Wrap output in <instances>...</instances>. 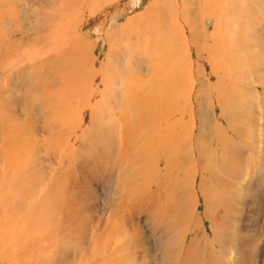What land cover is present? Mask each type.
I'll list each match as a JSON object with an SVG mask.
<instances>
[{"label": "bare ground", "instance_id": "6f19581e", "mask_svg": "<svg viewBox=\"0 0 264 264\" xmlns=\"http://www.w3.org/2000/svg\"><path fill=\"white\" fill-rule=\"evenodd\" d=\"M259 169L264 0H0V264H264Z\"/></svg>", "mask_w": 264, "mask_h": 264}, {"label": "rangeland", "instance_id": "374dc122", "mask_svg": "<svg viewBox=\"0 0 264 264\" xmlns=\"http://www.w3.org/2000/svg\"><path fill=\"white\" fill-rule=\"evenodd\" d=\"M200 118H201V116H202V118L201 119H203V117H204V115H205V113H204V111H203V106H201L200 105ZM260 170V169H259ZM261 171H264V169L263 170H260L257 174H256V176L254 177L255 179H257L258 177H259V175H260V173H261ZM259 181V180H258ZM264 237V234L263 235H261V239ZM152 240V239H151ZM149 241H150V239H149ZM153 241V240H152ZM262 241H264V238L262 239ZM262 242H260L259 244H261Z\"/></svg>", "mask_w": 264, "mask_h": 264}]
</instances>
